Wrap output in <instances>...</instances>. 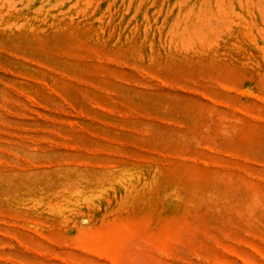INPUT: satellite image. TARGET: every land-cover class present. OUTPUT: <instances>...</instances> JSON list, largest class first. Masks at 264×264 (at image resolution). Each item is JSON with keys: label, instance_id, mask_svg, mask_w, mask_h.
Returning a JSON list of instances; mask_svg holds the SVG:
<instances>
[{"label": "rangeland", "instance_id": "1", "mask_svg": "<svg viewBox=\"0 0 264 264\" xmlns=\"http://www.w3.org/2000/svg\"><path fill=\"white\" fill-rule=\"evenodd\" d=\"M0 264H264V0H0Z\"/></svg>", "mask_w": 264, "mask_h": 264}]
</instances>
